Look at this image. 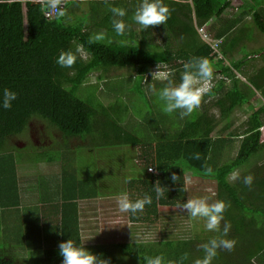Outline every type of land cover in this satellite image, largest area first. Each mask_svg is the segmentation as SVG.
I'll use <instances>...</instances> for the list:
<instances>
[{
  "label": "trees",
  "instance_id": "trees-1",
  "mask_svg": "<svg viewBox=\"0 0 264 264\" xmlns=\"http://www.w3.org/2000/svg\"><path fill=\"white\" fill-rule=\"evenodd\" d=\"M229 1L163 0L170 10V16L165 25L156 26L166 33L159 43H154L151 40L155 27L139 31L133 29L134 8L142 0H112L114 6L123 4L124 9H128L122 18L127 25L123 36L115 33L111 25L112 15L106 18L105 14H99L100 22L96 24L98 21L91 22L92 18L85 12L82 15L71 13V4H78V1L69 0L65 17L49 20L40 11L41 6L32 0H0V95L5 88L17 94L10 109L0 107V156L11 160L14 175H17V155L9 148L8 139L24 133L32 122L38 120H45L60 130L66 140L79 135L104 134L123 144H143L142 147L148 150L156 145V153L152 155L153 160H149L146 170L154 165L152 167L157 169V174L149 175L150 189L138 197L149 195L152 203L146 205L143 212L131 213V221L153 226L160 221L162 206L182 210L177 204L189 199L185 174L190 171L203 180L213 181L215 201L222 200L231 205L224 213L225 221L231 224L228 235L214 232L204 239V243L213 238L232 239L236 241L235 249L231 252L218 249L211 264H251L253 257L255 264H264V105L251 113L240 133L232 131L223 135L218 131L221 122L259 95L258 90L264 95V66L253 69L254 72L244 69L247 63L254 61L250 60L253 54L264 58V48L243 51V48H248L246 41L253 38L252 27L259 35L264 34V0H258L254 6L253 23L243 21L241 16L225 18L227 20L221 25L222 30L215 31L216 37L221 40L219 52H212L210 43L201 38L196 28L214 17L220 18ZM102 23L107 24L105 31L98 29L105 26ZM93 26L97 27L96 30ZM233 28H239V32H231ZM101 32L105 34L104 40L89 42L90 37ZM77 46L81 50L75 65L72 68L60 67L56 63L60 52H75ZM234 53L242 56L235 59ZM193 57L207 58L213 69H220V77L204 96L200 108L190 116L181 119L178 112L165 114L158 96L153 94L149 99L144 90L142 81L146 68L157 64L171 65L175 72L171 79L179 83L183 64ZM114 67L135 70L137 77L123 81L114 79L116 83H124L108 88L116 94L114 100L121 106H110L109 103L101 112L98 105L100 100L81 97L80 87L86 84L93 72H108ZM239 74L248 77V81L238 77ZM213 75H216L214 71ZM102 79L103 75H98V80ZM225 79L231 80V86H227ZM130 80L133 81L132 85ZM110 82L115 84L114 81ZM91 87L98 89L97 85ZM127 89L136 97L134 101L129 98L130 103L124 97ZM210 98L214 100L207 104ZM144 103L147 115L142 108ZM216 108L218 115L214 113ZM98 121L102 122L98 124ZM123 123L127 126H123ZM230 124L231 121L225 123L222 130L229 128ZM98 126H107L110 131L106 128L101 130ZM238 137L241 140L235 157L229 162L219 163V159H222L217 155L220 147L232 145V139ZM44 150L37 153L39 160L52 162L58 158H69L71 162V149L70 152L58 153H45ZM232 150L224 158L230 156ZM251 158L256 160L250 161ZM240 169H243L241 178L249 174L254 176L251 187L244 185L242 179L230 180L231 174ZM173 173L179 177L176 182L171 179ZM157 180L164 187V195L155 201L154 186ZM15 188L18 190L17 182ZM74 219L75 226H67L72 223L65 220L64 213L61 242L72 239L77 246L108 259L110 264H145L144 257L158 255L167 264L168 261L180 260L184 253H188V259L183 264H194L196 259L204 256L196 238L167 239L156 243L123 241L84 245L77 225L78 217ZM29 245L34 248L32 244ZM58 245L45 246L43 254L39 256L0 255V264H62Z\"/></svg>",
  "mask_w": 264,
  "mask_h": 264
},
{
  "label": "crops",
  "instance_id": "crops-1",
  "mask_svg": "<svg viewBox=\"0 0 264 264\" xmlns=\"http://www.w3.org/2000/svg\"><path fill=\"white\" fill-rule=\"evenodd\" d=\"M70 1H78V4H75L78 7L76 12L80 15L85 12L92 18L91 22L98 21L96 24L100 22L98 20L100 17L98 16L99 14H105L106 18L112 15L104 1L86 0L85 10L80 8V4L83 1ZM239 1L242 2V0ZM92 2L99 3L101 8ZM109 3L114 6L112 0H110ZM137 6H135L134 11ZM117 7L124 8L123 4H119ZM125 10L127 13L128 9L125 8ZM215 20L217 25L215 24ZM222 20L223 22L221 19L218 20V17H214L206 23V27L216 36L213 31L219 32L222 30L221 25L225 22V19ZM102 24L105 26L99 27L98 29L105 31L107 29V24ZM92 28L96 30L97 27L93 26ZM155 30H159V28L155 27L154 31ZM165 33V30L161 29L160 36H165ZM153 35L155 36L154 32ZM162 39L163 37L154 43H159ZM82 54L85 56V53ZM128 69L130 70V68ZM243 80L246 79L244 78ZM258 92H260V90H258ZM42 126L45 127V123H42ZM123 126L126 127L127 125L123 123ZM44 127L42 128L43 130ZM132 129L136 131L135 127H132ZM44 131L46 135L42 138L39 148L45 147L47 150L52 151L54 150V146L55 150L59 152H70L69 149H71V162H69V158L56 159L59 163L57 168L54 166V164L56 165V161L49 162L40 160L38 168L31 167L29 170L27 167L24 168L25 171L27 170L24 176L20 175L19 171H17V167H19L18 163L16 167L17 175L15 176V169H12L11 160L8 157H3L4 155L0 156V255L14 257L37 255L38 245L44 244L47 238L50 237L47 236V231L49 235H52L55 245L61 243L60 229L62 227L64 213L65 220L68 223H72L67 224V226L74 227L76 221L74 217H78L77 225L79 227L81 241L84 245L109 244L105 241H98L100 235L97 232H91V234H98L91 239L96 242L85 243L83 230L92 227L91 221L95 213L97 214L95 219H98L104 216V210L109 213L114 210L116 206L119 208L117 201L122 193L127 192L129 199L134 202L133 196L135 194L137 198L140 197L142 192L144 194L150 189L148 186L151 180L149 175L151 173L157 174L156 168L154 172L149 171L148 173L147 170H149V167L146 170V167L149 166V160H151L152 155L156 153V149L154 150L156 145L154 148L151 147V149L148 150L142 147L143 144H123L116 142L112 137L103 136L104 134L79 135L70 137L66 140L65 135L53 126H47ZM48 134L55 136V140L49 139ZM103 137H105V143L102 145ZM78 138L84 143L76 142ZM31 141L27 144L30 147ZM91 141H95L98 146H91L87 150H76L79 144L90 145ZM55 142H58V144ZM114 143H116V145H121L122 148L112 153L114 159L110 161V158L102 151V148L107 147L111 149ZM69 144L70 146L68 147ZM19 145L20 144H17V146ZM28 146L25 145L21 147L26 149ZM44 151L47 153L46 150ZM13 153L16 154V151L13 150ZM130 159H135L131 161V166L128 164V160ZM69 164H71V167H69ZM127 170L130 171L128 174L130 175L129 179ZM115 172L118 173V177H120L121 180L117 181L115 179ZM43 178L51 180L52 184H54L49 187L48 193L40 186ZM16 182L18 184V190L15 188ZM190 190L192 189L187 185V196L189 198L193 197L188 195ZM208 195L210 196L211 194ZM193 198H202V195H196ZM154 200H157V198H154ZM100 202H104L105 208L101 206L97 207V204ZM171 210L172 209L168 207V209L161 210V213ZM127 213L130 219L131 212ZM127 213L123 215H127ZM120 215L121 214H118L116 217H120ZM55 229H57V234L54 235L53 232L55 231L53 230ZM115 232L117 233V231ZM104 239L105 238H102L101 240ZM116 242L120 241L110 243ZM29 244L34 246V254L33 252H23V247L26 245L30 246Z\"/></svg>",
  "mask_w": 264,
  "mask_h": 264
},
{
  "label": "rangeland",
  "instance_id": "rangeland-1",
  "mask_svg": "<svg viewBox=\"0 0 264 264\" xmlns=\"http://www.w3.org/2000/svg\"><path fill=\"white\" fill-rule=\"evenodd\" d=\"M81 1L83 2H81L80 8L82 10H85L86 0H81ZM257 2L258 0H242V2L239 0H230L229 5L224 12V15H222L221 18H218V20L221 19V21L223 22L222 19L241 16L243 21L253 23L252 14L254 11V6L257 4ZM77 9L78 7H75L74 4H71V13L74 12V15H80L79 13L76 12ZM226 20L227 19H225V21ZM215 24H216V20H215ZM249 25H252V24H249ZM133 29H138L139 31L141 28L136 23H133ZM235 29L236 28H233L231 32H234V31L239 32V28H237L236 30ZM252 29H253L252 31L253 38L249 42L246 41L248 48H243V51H250L254 49L264 48V34L259 35L258 34L259 32H257V30H255L253 27ZM213 32L215 33V31ZM154 33H155V36L153 37V40H151L152 42H157L161 37H163V36H160L161 35L160 30H155ZM241 56L242 54L234 53L233 58L240 59ZM253 59H254L253 62H249L244 66L245 70L249 69L250 71L254 72L253 69H259L261 68V66L262 67L264 66V58H262L261 56L253 54L250 60H253ZM229 61L231 63V59H229ZM157 65L159 66V71L162 73H166V74L175 73L174 70H171V65H159V64ZM157 65L148 66L146 68L145 76L142 81L144 83V90L149 96V99H151V96L153 95V93L149 91V85L154 84L155 88L159 91L161 88H163L162 84L165 83L164 81L159 80V79L152 80L151 74L152 72L158 70ZM213 71L216 73V75L213 76L212 80L216 82L218 77H220L219 75L221 74V71L220 69H215V68L213 69ZM101 74L103 75L104 79L98 80V75H101ZM136 74L137 72L135 70H129L128 68H122V67L121 68L114 67L110 69L108 72H100V71L93 72L92 74H90L86 84L82 88L80 87L79 94L83 98L91 97L92 100L96 99L97 101L99 99L100 100L98 103L99 109L101 112H104V110L106 109V106H108L109 103H110V106L114 104L121 106L119 102H115L114 100L116 97V94L113 92H110L108 88H110V86H113V85L114 86H117L120 84L123 85L124 83H120V84L116 83L117 81L114 79H122V81L124 79H128V80L135 79L137 77ZM237 76L240 77V74ZM242 78H243V75L241 74V79ZM244 78L248 81V77L244 76ZM110 81H114L115 84ZM132 83L133 81L130 80V85H132ZM225 83L227 84V86H231L232 84L231 80L229 79H225ZM92 85H97L98 89L95 90L94 88L91 87ZM127 93H130V95H127ZM257 93H259V95L256 96V98H254L252 101L236 109L229 119L221 122V124L218 127V131L220 130L221 134L228 135L232 131H238V133H240L242 128L246 127L245 122L248 120L251 113L255 109L264 105V95L262 94L261 91L260 92L257 91ZM125 94L126 95L124 97L129 103H130L129 98L132 99V101H134L136 98L134 94H132L130 89H127L125 91ZM213 100L214 98H210L206 103L209 104L210 101H213ZM142 108L145 114L147 115L148 111L146 110L145 103L142 106ZM214 113L217 115L219 114V111L217 108L214 109ZM230 121L232 122V124H230L229 128H227L226 130H222L223 125ZM101 122L102 121H98L97 123L99 124ZM42 123H45L46 126L45 127L42 126ZM124 125H126V123H124ZM47 126L51 127L45 120H38V121L32 122V125L28 129H26L24 133L9 137L8 139L9 148L16 151L17 164L19 163V167H17V171H19L20 175L24 176L27 173V170L25 171L24 169L26 167L28 170L31 167L38 168V164L40 161L39 158L36 156L38 153V150L33 149L30 146H28L26 149L22 147H21L22 149L17 148L14 146H16L17 144H21V142L23 143L22 146H25L26 144H28L31 140H33V138L31 137L32 132H33V137L35 138V135H36V140H38L39 142H42V138L44 136L41 130L43 127L45 130ZM98 128H100L101 130H104L106 128L108 131H110V128L107 126H104V127L98 126ZM48 137L51 140H55V136L53 135L48 134ZM232 140H233L232 145L228 146V144H225L222 147H220L219 153L217 155L221 157L222 159H219V163L229 162L231 159L235 157V154L240 145L241 139L238 137ZM76 142L84 143L80 138L76 139ZM55 143L58 144V142H55ZM104 143H105V137L102 138V145ZM11 144H12V147H11ZM94 145L98 146V144L96 145L95 141H91L90 145L79 144L76 147V150H79V149L87 150L88 148ZM69 146L70 144L68 145V147ZM14 148H16L17 150L18 149L20 150L17 151ZM121 148H122L121 145H116V143H114L111 149L104 147L102 148V151L107 155V157L110 158V161H112L114 159V157L112 156V153L117 150H120ZM53 149L54 150L52 151L49 150L47 152H53V153L59 152L58 150H55L54 146H53ZM231 149H233L231 155L228 156L227 158H224L228 154V151ZM262 155H264V153ZM132 160H135V159L128 160V164H130V166H131ZM255 160L256 158L250 159V161H253V162ZM256 162L253 164V166L256 165ZM57 165H59V163L56 161V165L54 164V166L57 167ZM242 170L243 169L238 170L240 174ZM154 171H151V172H154ZM129 172L130 171L127 170V175L129 174ZM114 175L117 181L121 180V178L118 177L117 172H115ZM129 178H130V175H128V179ZM185 178L187 181V185L190 186V189H192L188 193L189 196L194 197L196 195H202V198H207L209 203L214 202V197H215L214 194L216 192V188L214 187L213 182H210L209 180H203L200 176H194L191 174L190 171L188 172L186 171ZM52 185L54 184H52L51 180H47L45 178L41 180L40 186L47 193L49 191V187H51ZM208 194H211V195L209 196ZM133 198L134 200H137L138 197L136 198V194H135ZM98 206L105 208L104 202L103 203L100 202L99 204H97V207ZM161 209H168V207L163 206L161 207ZM104 212H105L104 216L98 219H95V217H97V214L95 213L94 218L91 221L92 227L90 229L83 230L85 243L96 242V241H92L91 239L95 237V235L99 234L100 238L98 241H105L106 243L115 242V241H120V242L142 241V243H156L158 241H163L167 239H181V238L194 239L196 238L198 239V245H201L204 243V239L207 236L214 233V232H210L206 230L205 221L203 219H200V218L192 219L188 215V213L184 210H173V211L171 210V211L162 212L160 214V221L156 225H153V226H151L150 224L149 225H139L138 223L132 222L129 219L128 213L127 215H123L126 213L120 212L117 206L114 210H112L109 213L106 210H104ZM118 214H121L120 217H116V215L118 216ZM53 231H55L53 232L54 235L57 234V229ZM115 231H117V233ZM91 232L92 233L97 232L98 234H91ZM47 236H50V237L47 238L44 244L40 245L42 248H38V253H37L38 256L43 254L45 246L55 245V243H53L54 242L53 237L52 235H49L48 231H47ZM102 238H105V239L101 240ZM22 250L24 253L33 252L34 254L35 252L33 248L29 247L28 245L23 247Z\"/></svg>",
  "mask_w": 264,
  "mask_h": 264
},
{
  "label": "clouds",
  "instance_id": "clouds-1",
  "mask_svg": "<svg viewBox=\"0 0 264 264\" xmlns=\"http://www.w3.org/2000/svg\"><path fill=\"white\" fill-rule=\"evenodd\" d=\"M39 4L40 11L45 19H60L66 15V6L69 0H32ZM109 11L112 13V27L118 36L125 34L127 25L122 19L126 16V10L121 7L112 6L109 0H104ZM170 16L169 8L163 3V0H142L136 7L132 19L140 26L141 29L154 28L159 25H165ZM201 27L212 39L217 38L207 27L206 24L198 26V32L201 38L203 37ZM105 39L103 32L90 37L89 42H100ZM80 46H77L76 51L72 50L61 51L56 63L63 68H72L78 58ZM213 52V51H212ZM166 65V64H159ZM156 71L152 72V80H162L165 82L164 87L158 92L154 84L149 85V91L158 96L162 102V111L165 114L171 115L178 112L181 119L190 116L193 112L200 108L204 96L212 89L216 82L213 79V68L207 58L193 57L191 60L183 64V71L180 76V82L176 83L171 79V73H162L157 65ZM172 70V69H171ZM220 76V75H219ZM17 99V94L7 88L0 95V107L10 109L12 102ZM17 146V145H16ZM14 146V147H16ZM18 148V147H17ZM16 149V148H14ZM22 149V148H21ZM17 150V149H16ZM44 150V147H43ZM199 159V156H196ZM151 170V169H150ZM211 171V169H209ZM173 182L178 181L179 177L173 173L171 177ZM246 186L251 187L254 182V176L249 174L241 178L239 171H234L231 176V181L241 180ZM154 190L156 198L159 199L164 195V187L157 180ZM119 211L122 213L143 212L146 205L152 203V197L145 195L134 202L129 199L127 192L122 193L118 198ZM230 202L218 200L212 203L208 202L207 198H189L183 204H177V207L186 211L192 219H203L205 228L210 232H221L222 236H227L231 229V224L224 219L225 211L230 207ZM223 222V223H222ZM236 241L232 239L213 238L207 243L199 245L203 250V258L196 259L194 264H211L214 257L217 255L218 249H225L229 252L235 249ZM59 255L63 258L62 264H110L108 259L97 256L87 250L83 246H77L72 239H68L59 243ZM145 264H165L162 256L144 257ZM188 259V253H184L178 261H168L167 264H183ZM251 264H255V257L252 258Z\"/></svg>",
  "mask_w": 264,
  "mask_h": 264
},
{
  "label": "built area",
  "instance_id": "built-area-1",
  "mask_svg": "<svg viewBox=\"0 0 264 264\" xmlns=\"http://www.w3.org/2000/svg\"><path fill=\"white\" fill-rule=\"evenodd\" d=\"M201 31L203 33V37L207 40L208 43H210V45H211V47L213 49V53L219 52V50H220L219 49V44H220L221 40L218 39V38L212 39L209 36V34L205 31L204 27H201ZM208 37H209V39H208ZM154 170H155L154 167H152V166L149 167V171H154Z\"/></svg>",
  "mask_w": 264,
  "mask_h": 264
},
{
  "label": "flooded vegetation",
  "instance_id": "flooded-vegetation-1",
  "mask_svg": "<svg viewBox=\"0 0 264 264\" xmlns=\"http://www.w3.org/2000/svg\"><path fill=\"white\" fill-rule=\"evenodd\" d=\"M31 125H32V123H31ZM30 125V126H31ZM42 131V134H43V136H45L46 135V132L42 129L41 130ZM32 137H33V132H32ZM33 139L34 140H32L31 141V147L33 148V149H37L38 150V152L40 151V150H42L43 149V147L42 148H39L40 147V142L38 141V140H36V135H35V138L33 137ZM23 145V143L22 144H20L19 146H16V147H21ZM26 146H28L27 144H26ZM45 148V147H44ZM45 149H47V148H45Z\"/></svg>",
  "mask_w": 264,
  "mask_h": 264
},
{
  "label": "bare ground",
  "instance_id": "bare-ground-1",
  "mask_svg": "<svg viewBox=\"0 0 264 264\" xmlns=\"http://www.w3.org/2000/svg\"><path fill=\"white\" fill-rule=\"evenodd\" d=\"M213 182V181H212Z\"/></svg>",
  "mask_w": 264,
  "mask_h": 264
}]
</instances>
